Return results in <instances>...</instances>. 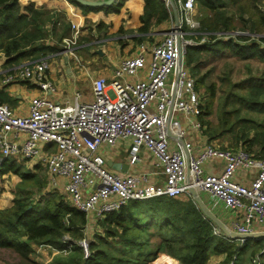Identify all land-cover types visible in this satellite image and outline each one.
<instances>
[{
    "label": "built area",
    "instance_id": "1",
    "mask_svg": "<svg viewBox=\"0 0 264 264\" xmlns=\"http://www.w3.org/2000/svg\"><path fill=\"white\" fill-rule=\"evenodd\" d=\"M160 1L170 17H176L174 24L161 33L160 40L150 49L141 42L135 55L123 58L114 68L112 79L93 77L90 100L61 103L45 94L36 95L31 97L26 114H17L0 101V163L8 157L39 163L46 169L49 188L54 190L59 179H64L65 197L71 206L86 216L92 213L97 219L131 199L177 197L189 194L192 187L209 195L212 205L241 210V219L233 220L232 226L237 233L248 234L254 219L264 222V158L254 157L243 147H221L213 142L203 145L197 153H192L190 142H185L186 151L170 149L167 116L169 111L171 116L181 112L194 118L202 113L195 79L184 66L187 46L205 42L214 34L220 38L249 35L264 47V32L201 31L194 13L196 0ZM71 27L72 34L64 37L62 44L63 51L74 57L79 29L74 23ZM177 41L183 54L176 78ZM47 67L46 57L28 60L5 72L1 83L32 80L41 91H52L54 87L46 79ZM193 123L202 127L199 118ZM169 128L174 136L183 134L171 125ZM119 139L131 142L130 163L136 161L140 147L148 149L161 168L163 181L149 183L144 172L120 175L110 171L98 148L113 145ZM211 158L223 160L220 172L205 171L204 163ZM238 167H256L255 177L248 184L235 181L233 175ZM88 187L91 188L86 191ZM214 232L220 234L217 228ZM89 241L84 229L83 236L75 241L84 259L90 254ZM238 241L242 243L244 239ZM59 252L66 254L67 250ZM234 260L235 254L225 264H233Z\"/></svg>",
    "mask_w": 264,
    "mask_h": 264
},
{
    "label": "trees",
    "instance_id": "2",
    "mask_svg": "<svg viewBox=\"0 0 264 264\" xmlns=\"http://www.w3.org/2000/svg\"><path fill=\"white\" fill-rule=\"evenodd\" d=\"M69 1L79 5L75 0ZM123 1L105 6V12H117ZM196 4L209 12L198 17L201 31L239 30L232 25L231 17L226 15L225 7L218 0H196ZM241 12H245L244 9ZM168 17L169 13L160 0H141L136 28L140 35L135 39L150 37L152 26L165 22ZM243 21L248 22V26L240 30L253 33V30L261 29L264 32V12L256 10ZM50 23L52 27L45 26ZM55 30L50 10L37 7L31 0H0L3 66L44 55L36 44L43 45L45 39L55 35ZM224 57L264 60V47L249 35L220 38L214 34L205 42L187 46L184 62L195 79L196 90L204 88L212 98L218 89L221 91L216 123L204 117L211 113L210 103L201 105L199 119L204 133L209 139L227 136L233 144L229 147H243L254 157L264 158V77L262 82H254L249 77L228 84L226 78L221 77L220 84L206 83L212 70L207 69L209 62ZM243 106L246 110L241 112ZM254 112L258 113L259 120L252 116ZM226 145L222 143L220 146ZM25 163L20 157H8L0 163V249L15 253L19 260L16 264H40L30 258L34 244L49 245L58 251L67 250L64 256H56L48 264H148L161 255L170 256L179 264H206L211 254L225 252L227 262L239 250L236 244L214 232V224L204 216L190 194L162 195L131 199L99 219L97 223L101 232L92 236L90 254L84 259L75 241L83 236L85 213L71 206L60 191L41 190L47 180L38 177ZM9 175L19 178L14 186L7 183Z\"/></svg>",
    "mask_w": 264,
    "mask_h": 264
},
{
    "label": "crops",
    "instance_id": "3",
    "mask_svg": "<svg viewBox=\"0 0 264 264\" xmlns=\"http://www.w3.org/2000/svg\"><path fill=\"white\" fill-rule=\"evenodd\" d=\"M31 1L34 2L37 7L42 6L50 10V16L53 18V22H55V35L49 37V39H45L43 45L40 42L36 44V46L42 48L41 50H43L44 45L50 46L53 43H57L60 35L64 34L62 39L70 36L73 31L71 27L72 23L78 25L79 39L75 47L77 50L76 53L74 51V57L65 53L62 48V50L60 49L36 58L46 57L48 60V67L45 73L46 79L52 83L54 89L46 92L41 91L32 80L16 79L11 83L2 84L1 78L5 72L28 60L26 59L16 65L5 67L2 64L5 57L0 52V99L2 102L7 103L17 114H26L31 97L41 94H45L48 98L61 103H74L76 100H90L92 97L91 79L93 77L103 75L108 80L112 79L114 68L123 58L135 55L139 50V44L141 42L145 44L147 49H150L156 41L160 40L161 36L159 37V34L167 30L169 26L176 21L174 15L172 17L169 15L165 22L152 26L150 37H144L138 40L135 39V36L138 37L140 35L136 31V28L139 25L137 16L141 9V0H124L117 12L108 13L105 12L104 7L85 6L87 7L85 8L83 5L79 3L77 4L80 6L76 5L69 0ZM116 3L117 0H114L111 5H116ZM100 22L103 24L100 25ZM45 26L52 27V23L45 24ZM253 32H261V29L258 31L253 30ZM62 39L59 41L60 44H62ZM96 40L101 42L99 49H96L97 52L88 57L84 56V54H91L92 52L91 50L86 51L84 47L87 45L91 46ZM61 46L63 47V44ZM261 61L264 62V60ZM87 83H89L88 86H86ZM76 95H78V98H76ZM198 118L199 117L194 118L185 115L181 112L171 116L169 124L172 128L182 130L183 134L180 137L174 136L171 132V127L169 128L168 141L170 149L181 148L183 151H186L185 142H190L192 153H197L206 143L213 142L217 144L213 141L214 139H209L206 136L203 129L204 126L201 128L194 126L193 122ZM130 146V140L119 139L113 145H101L98 151L104 156L106 166L110 171L120 175L144 172L148 174L149 183H161L164 176L161 172V168L156 165V158L154 155L145 147H140L136 161L130 163ZM221 147L229 146L226 145ZM36 160H38V158H36L35 161ZM223 165V160L211 158L204 163V169L208 173H218L223 169ZM256 172V167H238L234 172L233 179L237 182L248 184L249 181L255 177ZM59 182L55 190L60 191L65 196V180L60 178ZM90 188L91 187H88L85 190H90ZM198 194L215 217L221 223L236 232L232 226V221L241 219L242 211H231L221 204L212 205V199L209 195L205 193ZM85 217L86 222L84 224V231L91 239L95 232H101L97 223L99 219L94 217L92 213L88 214V216L85 215ZM215 227L214 224V228ZM219 233L218 235L221 238L239 247L238 252L235 254V260H237V256L240 255L239 253L242 252V260L248 262V264H254V261L257 262V264H264V222H259L254 219L251 231L248 233L252 236L246 238L242 243L239 242L238 239L228 238L220 230ZM32 248L33 250L30 253V258H34V260L40 264H48L52 258L60 255L58 250L48 245L34 244ZM226 257L227 255L225 252L211 254L206 264H225L227 260ZM235 260L233 264H235Z\"/></svg>",
    "mask_w": 264,
    "mask_h": 264
},
{
    "label": "rangeland",
    "instance_id": "4",
    "mask_svg": "<svg viewBox=\"0 0 264 264\" xmlns=\"http://www.w3.org/2000/svg\"><path fill=\"white\" fill-rule=\"evenodd\" d=\"M218 2H219V4H222L223 7H225L226 15L231 17L230 20L232 22V25L236 27L235 29H239V30L245 29L244 27L247 28L248 22L245 23L243 20L246 19V17L248 15H250V13L254 14V12L256 10H258L262 13L264 12V0H218ZM242 9H244L245 12L242 13L241 12ZM203 14H209V12L207 10L200 9L199 5L196 4L195 17L197 16L196 18H198L200 15H203ZM160 36H161V34H159V37ZM77 44H78V41H77ZM100 44H101V42L96 40L91 46L90 45L85 46L84 49L86 51L91 50L92 52H91V54L86 53V54H84V56L88 57V56H91L92 54H94L95 52H97L96 49H99ZM52 45H53L52 47L47 46V48H43V50H41V51H44L45 54H50L54 51H58L60 49L62 50V48H63L61 46L62 44H60L59 41L57 43H53ZM76 50H77V48L75 49V53H76ZM83 59L86 60L85 58H83ZM77 60H79V59H77ZM184 66H186L185 62H184ZM209 68H211L212 70H211L209 76L207 77V79L205 81L206 83L210 82V81H214L216 84H220V81L222 80L221 77L226 78L225 81L228 84H235L236 82L245 80L249 77H252L253 78L252 81H254V82H262L261 79L264 77V62L261 60H258V59H254V58H251L248 61H242L241 59H237L235 57H228V58L224 57V58L216 59L213 62H209V64L207 65V69H209ZM202 71H204V69ZM258 78H260V79H258ZM88 85H89V83L86 84V86H88ZM170 86H171L170 80H168L167 81V87L170 88ZM227 87L230 89L229 85ZM200 91L201 92L203 91L204 93L202 92V94H201ZM197 92H198L199 96H201L200 99H201L202 104H204V102L210 103L211 113L208 116H204V117L205 118L208 117L207 119H209L212 123H216V121H217L216 110H217V105L219 102L218 97L221 94V91L218 89L217 92L215 93L214 98L207 95L204 91V88L197 90ZM245 110H246L245 106L241 107V112H244ZM252 116H254L256 119L258 118L257 120H259L257 112H254L252 114ZM213 141L216 142L219 146L222 145V143L227 144V146H233V144L231 143V140L227 136L225 138H223V137L214 138ZM25 161H26V163H25L26 166H28L30 168V170L35 171L38 174V177L46 179L47 172H46V169L44 166L40 165L37 162L34 163L29 159H25ZM8 179L10 180L9 182H7L9 186L10 185L14 186V184L17 183L19 180L18 177H15L12 175H9V177L6 178V180H8ZM41 190L47 191V190H52V188H49L47 186V183H45ZM6 195L7 194L5 193L4 196H6ZM59 254L61 256L65 255V254H61V253H59ZM239 254L240 255L237 256V260H235V264H248V262L242 260V257H243L242 252H240ZM60 255H58V256H60ZM165 258L170 259L172 257L161 255L160 258L155 259V260H153V262L151 261L148 264H162L163 260ZM172 259H174V258H172ZM33 260H34V258H33ZM18 261H19L18 256L15 253L11 252L8 249H0V264H16V263H18ZM175 261L177 264H179V262L177 260H175ZM165 264H168V261Z\"/></svg>",
    "mask_w": 264,
    "mask_h": 264
},
{
    "label": "water",
    "instance_id": "5",
    "mask_svg": "<svg viewBox=\"0 0 264 264\" xmlns=\"http://www.w3.org/2000/svg\"><path fill=\"white\" fill-rule=\"evenodd\" d=\"M75 1L77 3H79L80 5H83V6L105 7V6L111 5L114 0H99V1L75 0ZM177 51H178V65H177V68L175 70V76H176V78L178 76L179 69H180V67L182 65V54H183L182 49L180 48V45H179V42L178 41H177ZM170 118H171V111H169L168 116H167V126H168V130H169V125H170L169 124L170 123ZM187 175H189L188 169H187ZM188 191H189L190 195L193 197V199L195 200V202L197 203L198 207L200 208V210L202 211V213L204 214V216H206L207 218H209V220L215 224V226H216L215 228H217L218 230H220L228 238H230V239H244L245 240L246 238H250L252 236L251 234H239V233L234 232L230 228H228L226 225H224L223 223H221L215 217V215L205 205V203L202 201L200 195L198 194V192L194 188L190 187Z\"/></svg>",
    "mask_w": 264,
    "mask_h": 264
},
{
    "label": "bare ground",
    "instance_id": "6",
    "mask_svg": "<svg viewBox=\"0 0 264 264\" xmlns=\"http://www.w3.org/2000/svg\"><path fill=\"white\" fill-rule=\"evenodd\" d=\"M168 264H177V263L174 259L171 258L168 260Z\"/></svg>",
    "mask_w": 264,
    "mask_h": 264
}]
</instances>
